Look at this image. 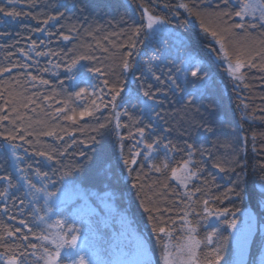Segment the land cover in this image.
Segmentation results:
<instances>
[{
	"label": "trees",
	"instance_id": "obj_1",
	"mask_svg": "<svg viewBox=\"0 0 264 264\" xmlns=\"http://www.w3.org/2000/svg\"><path fill=\"white\" fill-rule=\"evenodd\" d=\"M243 1L245 2V0H234V6L238 7ZM175 3L176 0H18L15 5H9L7 0H0V8L20 13L12 17L7 16L5 12H0V66L8 64L10 58L13 63L31 65L28 71L49 81V84L44 87L33 88L31 84L27 85L29 94L34 91L51 94L54 91L58 93L57 100H67L70 107H79L88 101L89 94L94 88L99 90L102 86L103 77L89 69L111 67L113 71L108 79L111 81L119 79L123 82V91L118 97V101L122 104L121 110H127L130 115L138 119L141 122L139 126L149 125L150 121L155 125L146 128V138L138 149L140 152L147 151L144 144L152 143L153 150L150 156L154 161L159 163L165 158L167 152L170 167H173L189 159L187 145H193L191 159L201 169L199 179H194L188 189L180 188L171 179L167 180L170 188L167 193L169 204L166 206L171 207L172 211L166 214L165 219L170 216L171 220L175 221L170 241L173 251L186 236V230H182L183 221L178 219L183 215L181 209L186 207L184 203L179 202L181 200L179 194L186 190H194L195 187L201 188L202 191L197 193L190 202L192 207L189 210L188 219L196 228L195 235L198 240L203 241L205 236L199 223L203 215V204L200 203L203 199H209V206L212 209L227 208L229 210L227 217H232L236 221L240 220L243 212L249 210L255 215L259 224H264V167H262L264 165V73L257 69L247 70L248 87L233 81L228 77L224 63L215 58L217 53L210 51L213 46L217 49L218 46L210 36L205 38L196 17L190 16L183 9L164 6ZM141 5L148 7L153 15L159 16L176 34L158 40L156 35L151 34L144 27L134 37L136 49L132 58L133 68L122 73L119 67L120 57L129 50L126 47L128 37L132 35L133 28L140 27L144 23ZM50 15L61 16L59 23L51 21L49 25H44L42 21ZM33 16L37 19H32ZM37 28H46L53 35L47 36L35 31ZM70 28L71 32L68 31ZM61 33L70 35L71 39L63 41ZM89 33L92 34L89 35ZM112 33L119 35L112 36ZM262 33L264 29L256 28L251 31L248 38L236 36L232 39L239 42L237 46L259 49L260 41L264 40ZM105 36H109L110 40L123 44L125 47L113 48L109 41L104 40ZM33 40L37 42L38 51H52L60 55L36 56L35 51L29 50ZM41 41L43 46H39ZM97 42L109 48V52H103ZM21 48L29 51L27 58L19 54ZM79 55H90L96 59L78 60L75 67L69 71L68 65ZM189 57L199 62L201 74L207 81L204 95L197 98L191 106L181 99L183 93L173 94L167 87V75L170 72L175 75L174 69L181 67ZM53 64H59L60 67L53 68ZM149 67L153 68L157 75H161L165 81L163 85L157 84L148 74ZM43 68L50 70L41 71ZM19 71L20 69L16 68L0 79L7 82L11 77H16ZM142 72L145 73L143 79ZM190 72L191 69L188 74L189 81L193 79ZM149 83L153 85L152 91H155L157 87L162 89L161 93L154 97L156 101L161 102L156 108V112L161 117L158 120L154 119L155 114L153 117H148L142 113L144 103L147 101L144 91ZM185 86L189 91L192 90L191 83ZM80 88L87 89L83 100L75 97V92ZM104 91L107 92V89ZM245 104L248 105L247 108L244 107ZM108 116L109 111L101 108L96 118L85 117L80 122V127L85 130L80 131L79 128L72 130V136H65L63 143L50 137H31L29 139L33 141L32 144H25L19 140L14 143L20 146L17 149L18 154L31 163L32 169L40 168L48 173L50 181L55 183V187H52L48 181H43V184L48 185L47 191L57 193L63 188L65 182H71L96 195L107 194V199L116 209L114 217L117 218V215H120L123 219L129 220V225L135 228L147 244L154 264H160L161 246L158 237L153 234L151 225L147 222V217L140 206L141 199L137 196L136 190L132 189L134 181L129 179L126 170L122 172L123 163L119 159V145L115 136L108 130H103L104 135L101 138L96 132L91 131V128L98 123L106 122L105 118ZM123 121L130 124L126 116L123 117ZM60 123L65 126L68 124L67 121ZM113 127L112 124L108 125V129ZM207 128L211 131H206ZM132 130L134 129L129 127L119 131L126 135ZM91 136H97L100 142L92 144L88 139ZM73 138L77 141H86L87 146L77 143L73 148L68 149L64 156L57 155L53 161L46 162L47 166L37 163L43 158L37 157L34 154L35 150L64 151ZM253 138H255L254 142ZM8 143L4 136L0 135V175L11 172L14 182H17L16 174L10 164L9 153L5 148ZM124 143L125 152H127V146L134 141L126 140ZM165 145H169V148L166 149ZM172 146H175V149ZM81 150L86 152V157L78 154ZM139 159L142 160L143 157ZM218 159L232 163L225 164L226 170L221 172L213 166ZM148 163L151 161L145 162L143 168L148 176L142 175L141 178L146 183H151L160 174L150 173ZM20 167L24 168L25 164H21ZM137 167L139 168V165ZM27 174L37 187H41L42 182L32 175L31 170ZM133 175L135 176L136 173ZM228 188L235 190L226 198L213 199V197L221 196ZM3 189L4 186L0 183V191ZM173 190L177 195L172 194ZM9 191L15 193V196L7 201L9 215H14L16 219L9 220L8 215L0 211V222L12 228H22L19 220L25 219L30 226H34L32 207L29 204L30 196L24 198L23 206L17 198L21 197L27 189ZM89 200L99 212L104 213L95 198L90 196ZM171 201H177V203L172 204ZM13 204L16 205L15 208L12 207ZM4 205L5 201L0 199V209ZM21 207L24 210L23 216L19 211ZM94 218L98 231L102 229L108 231L107 227H102L97 215ZM111 223L114 230H118L116 221ZM35 231L39 233L40 228H35ZM23 232H27V229L22 228ZM29 239L32 240L30 234ZM263 240L264 234L253 243L248 264H259L257 255ZM33 242L40 243L35 240ZM8 243L15 245L19 241L12 239ZM20 250L28 252L27 264H33L36 261L30 249ZM206 250L205 245L201 244L198 252L201 261L204 260ZM3 251L4 249L0 248V253ZM36 264H42V262L38 261Z\"/></svg>",
	"mask_w": 264,
	"mask_h": 264
},
{
	"label": "snow or ice",
	"instance_id": "obj_2",
	"mask_svg": "<svg viewBox=\"0 0 264 264\" xmlns=\"http://www.w3.org/2000/svg\"><path fill=\"white\" fill-rule=\"evenodd\" d=\"M9 5H15L18 0H7ZM165 7H174L176 9H183L190 16H195L199 21L201 31L205 34V38L211 37L215 41V45L210 51L217 53L215 58L226 64V73L233 81L239 82V85L248 87L247 70L257 69L261 73H264V40L260 41L261 47L256 49L255 47L237 46L238 41L233 40V37L240 36L241 38H248L251 35V31L256 28L264 29V10L260 11L257 16L254 7L250 4L240 3L234 6V0H176L174 5L165 4ZM142 11L143 24L140 27L132 29V35L128 37V43L126 45L128 51L124 52L120 57L119 67L122 73H126L133 68V56L136 49V42L134 37L137 36L144 27L153 29L156 25H163L164 21L156 15H153L148 7H144ZM0 12H5L7 16L20 15L17 11H6L4 8H0ZM26 15V14H25ZM62 16V14H61ZM61 16H47L42 21L44 25H49L51 21L59 23ZM32 19H37L33 16ZM35 31L42 32L47 36L53 35L46 28H37ZM69 32L72 29H68ZM92 33H89L91 35ZM112 36H118L117 33H112ZM264 35V33H262ZM63 41H69L70 35L60 34ZM104 40L109 41L113 48L119 49L125 47L123 44H119L116 41L110 40L109 36H105ZM97 45L103 52L108 53L109 48L103 47V45L97 42ZM39 46H43V41ZM38 45L35 40L29 45V50L35 51L36 56H59L60 53L47 51L41 52L37 50ZM71 51V49L69 50ZM19 54L25 58L29 56V51L21 48ZM96 57L90 55H79L71 61L68 65L69 71L77 64L78 60H94ZM51 63V61H49ZM11 65V66H8ZM31 65L24 63H13L9 58L8 64L0 66V78L10 74L14 69L19 68L20 71L16 77H11L7 82L0 79V135L4 136L7 144V150L11 154V167L14 168L16 174V181L11 172H7L4 175H0V183L3 184L4 189L0 191V199L5 201V205L0 211L5 215H8L9 220H15L14 215H9V206L7 201L15 196V193H10L9 190L15 189L20 191L21 188H26L27 191L22 193L20 199V205L25 203V197L36 196L37 193H43L44 206L37 209L29 201L32 207V214L34 216V226H30L25 219L19 220V225L22 228L27 229V232L22 233L21 227L12 228L9 225L0 222V248L4 251L0 253V264H27V251H21L20 249H30L31 255L36 258L33 264L38 261H43V264H61L63 248L72 247L76 251L68 253L66 255L75 257L74 260H70V264H98L95 260L87 259L85 248L83 246L77 248V235L76 232L79 229L75 228L73 223H69L64 219H57L51 222V217L47 213L52 212V208L48 207L49 199L57 195L56 192L47 191V184H43V181H48L52 187H55V183L50 181L48 173L43 172L40 168L32 169L31 163H28L24 156L18 154L17 149L20 147L15 144L14 141L19 140L25 144H32L31 137H50L56 141L63 143L65 136H72V130L79 128L80 131H84L83 127H80V122L85 118H96V114L100 112L101 108L109 111V116L105 118L106 122L98 123L95 127L91 128V131L96 132L101 138L104 135L103 130H108L115 136L116 142L119 145L120 161L123 163L122 172L126 170L132 183V189H135L137 196L141 199L140 206L143 208V213L147 217V222L151 225L152 232L158 237V241L161 246L160 264H177V255L173 253L171 248V239L173 229L175 227V221L171 220L170 216L165 219L166 214L172 211L169 204V197L167 195L170 185L167 180L171 179L177 182L180 188L188 189L189 185L194 179H199V172L201 169L191 159L193 145H187L189 159L184 160L178 166L170 167L168 161L167 152L165 158L159 163H156L150 153L153 150L152 143L144 144L147 151L140 152L138 149L146 138V128L154 127V123L150 121L149 125L139 126L140 121L134 118L128 113L127 110H121L122 104L118 101V97L121 96L123 91L122 81L117 79L111 81L108 79L112 74L113 69L108 67L102 69V67H95L89 69V71L98 74L103 77L102 86L99 90H93L89 94V99L86 103L79 107H70L67 100H57L58 93L54 91L49 94L47 92L41 93L34 91L31 94L28 92L27 85L31 84L33 88L44 87L49 84V81L43 78L33 75L28 69ZM53 68H59V64H53ZM189 69H191L190 75L193 78L188 80ZM50 69L43 68L41 71L47 72ZM175 75L171 72L167 75V87L173 94L177 92L183 93L181 99H184L188 106L195 103L197 98L204 95L207 88V81L201 74V67L198 61L189 57L181 67L174 69ZM148 74L159 85H163L165 81L161 78V75H157L155 70L151 67L148 68ZM55 75V73H53ZM183 77V79H181ZM141 78H145V73H141ZM199 81V83H197ZM187 83L193 85L192 90L189 91L185 86ZM107 89V92L104 91ZM153 85L147 84V88L144 91V96L147 97V101L144 103L142 113L148 117L154 119H160V115L156 112V108L161 103L156 101L154 97L161 93L162 89L157 87L155 91H152ZM87 93V89L80 88L75 92V97L79 100L84 99V94ZM110 97V99L108 98ZM63 105V106H60ZM248 107L247 104L244 105ZM128 117L129 123L123 121V117ZM42 117V118H41ZM61 121H67L65 126L61 124ZM112 124L114 127L108 129V125ZM131 127L132 131H128L126 135L121 134L120 129H127ZM206 131H211L207 128ZM63 133V134H61ZM92 144H98L100 141L97 136H91L88 138ZM132 140V143L128 147V151L125 152V141ZM255 138H253V142ZM38 143V141H37ZM77 143L87 146V142L84 140L77 141L73 138L71 144L66 146L64 151H58L52 149L51 151L35 150L34 154L37 157L43 158L38 160L37 163L47 166L46 162H51L57 155L64 156L68 149L73 148ZM165 148H169V145H165ZM175 149V146H172ZM26 151V150H25ZM81 157H86L85 151H79ZM203 154V153H201ZM143 157V159H139ZM148 163V169L150 173L160 174L151 183H146L142 179L148 176V173H144L143 168L145 162ZM231 161L218 159L213 164L221 172L226 170L225 164H230ZM25 164L24 168L20 165ZM139 165V168L137 167ZM264 167V165H262ZM32 171V175L42 182L41 187H37L35 183L28 176V171ZM133 173H136L134 176ZM22 182V183H18ZM234 188L226 189L225 193L221 196L213 197L215 200H221L226 198L229 193L234 192ZM202 191L201 188L195 187L194 190H186L180 193L181 200L179 202L184 203L186 207L181 209L182 216L178 219L183 221L182 230H186V239L184 242L177 246L176 251L183 259L179 261V264H220L221 262V247H209L213 244V237L216 235L215 228L208 232L205 239L198 240L196 238V228L192 226V222L188 219L189 210L191 209V201L197 193ZM173 195H177L175 190L172 191ZM239 195V193H237ZM172 204L177 201H171ZM203 204V213L205 218L215 213L217 217H227L229 210L227 208L212 209L209 206V199H203L200 201ZM12 207H16L15 204ZM21 216H23V208L19 209ZM40 211H45V215H39ZM54 214V213H53ZM228 228H235L236 221L225 220ZM172 226L169 227L168 225ZM43 225V227H41ZM35 228H40L39 233L35 231ZM52 229H59L60 231L53 232ZM29 234L32 240L29 239ZM70 237V238H69ZM16 239L18 244L11 245L9 240ZM33 240L40 242L35 243ZM27 242V243H25ZM201 244L207 247V252L204 256V260L201 261L197 255V250L201 248ZM49 245L51 247H49ZM186 253V256L184 255ZM111 264V262H109ZM135 264H153L151 260L143 259L135 262ZM224 264H228L227 261Z\"/></svg>",
	"mask_w": 264,
	"mask_h": 264
},
{
	"label": "rangeland",
	"instance_id": "obj_3",
	"mask_svg": "<svg viewBox=\"0 0 264 264\" xmlns=\"http://www.w3.org/2000/svg\"><path fill=\"white\" fill-rule=\"evenodd\" d=\"M242 3L252 5L257 16L261 10H264V0H245ZM146 29L151 34L156 35L158 40H162L166 36L172 37L176 34L165 23L163 25H156L153 29H148L147 27ZM224 65L226 66V64ZM5 148L7 150V145ZM9 156L11 159L10 153ZM12 169L15 173L14 168ZM174 182L177 184L176 181ZM90 196L96 199L100 207L104 210V213L99 212L97 207L90 202ZM107 196V194L99 196L94 192H88L82 189L76 184L65 182L63 188L57 192V195L49 199L48 207L52 208V212L47 213V215L51 217V222L57 219H64L69 223H73L74 227L79 229L75 233L78 237L77 248L81 246L85 248L87 259L95 260L98 264H109V262L111 264H135L137 261L148 259L154 264L147 244L141 239L135 228L129 225V220L127 218L123 219L120 215H117V218L114 217L116 209L107 199ZM42 197V192L37 193L34 197L30 196L32 205L37 209L44 206L45 202ZM45 214V211L39 212L41 216ZM96 215L102 227H107L108 231L103 229L101 231L97 230V224L94 218ZM225 220L233 219L232 217H217L215 213L205 218V214L203 213L199 220L200 227L204 230L205 234L203 240L207 233L215 228L216 235L213 237L214 242L209 247H221L222 259L220 264H224L225 261L228 264H248L253 243L259 236L264 234V224H259L255 215L249 210L241 214L239 221L235 220V228H228L227 223H224ZM113 221H116L118 230H114L111 223ZM51 231L56 232L60 230L52 229ZM185 239L186 236L182 243ZM49 247L51 246L49 245ZM259 249L260 252L257 255V262L264 264V240L261 242ZM199 250H197L198 256ZM75 251L76 249L72 247L66 246L63 248L61 250V264H70V260H74L75 257H70L66 254ZM173 253L177 255V264H179V261L184 256H181L176 250ZM184 255L186 256V253ZM41 262L43 264V261Z\"/></svg>",
	"mask_w": 264,
	"mask_h": 264
}]
</instances>
